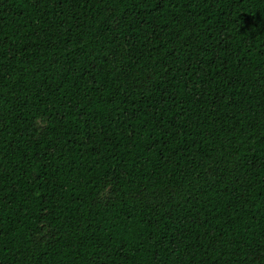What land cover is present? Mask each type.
<instances>
[{
  "label": "trees",
  "instance_id": "obj_1",
  "mask_svg": "<svg viewBox=\"0 0 264 264\" xmlns=\"http://www.w3.org/2000/svg\"><path fill=\"white\" fill-rule=\"evenodd\" d=\"M0 264H264V0H0Z\"/></svg>",
  "mask_w": 264,
  "mask_h": 264
}]
</instances>
